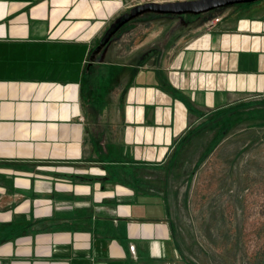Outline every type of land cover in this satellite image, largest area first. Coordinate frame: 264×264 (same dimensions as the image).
<instances>
[{"label": "crops", "instance_id": "obj_1", "mask_svg": "<svg viewBox=\"0 0 264 264\" xmlns=\"http://www.w3.org/2000/svg\"><path fill=\"white\" fill-rule=\"evenodd\" d=\"M133 5L0 0V264H189L164 168L187 127L264 99V0L136 18L89 64Z\"/></svg>", "mask_w": 264, "mask_h": 264}, {"label": "rangeland", "instance_id": "obj_2", "mask_svg": "<svg viewBox=\"0 0 264 264\" xmlns=\"http://www.w3.org/2000/svg\"><path fill=\"white\" fill-rule=\"evenodd\" d=\"M151 15L161 16L136 18ZM253 118L225 123L222 135L220 127H203L182 149L167 191L160 188L168 197L177 245L196 264H264V123ZM215 135L218 141L201 159ZM156 174L163 177L162 170Z\"/></svg>", "mask_w": 264, "mask_h": 264}, {"label": "water", "instance_id": "obj_3", "mask_svg": "<svg viewBox=\"0 0 264 264\" xmlns=\"http://www.w3.org/2000/svg\"><path fill=\"white\" fill-rule=\"evenodd\" d=\"M257 0H176L165 2H145L131 6L127 11L116 16L108 25L98 43L89 55V64L95 56L105 50L116 39L117 33L124 25L143 14L169 15L183 17L184 15H200L216 12L221 8L241 3H250Z\"/></svg>", "mask_w": 264, "mask_h": 264}, {"label": "trees", "instance_id": "obj_4", "mask_svg": "<svg viewBox=\"0 0 264 264\" xmlns=\"http://www.w3.org/2000/svg\"><path fill=\"white\" fill-rule=\"evenodd\" d=\"M240 102L232 103V104H228V105L219 107L217 109V111L206 115L205 119L203 121L199 122L198 124H193V125H190L189 127H187L186 131L179 137L177 144L175 146V149L171 153L169 163L164 168L165 169L164 170V180H163V184L161 186V189L164 192L167 191V188H168L167 187V183H168L167 181H168L169 175L171 174L172 170L175 169L174 168L175 162H176V160L180 159L182 152H183L182 149L197 133H199L203 129V127H204V129H208V128L216 129V128L220 127L221 133L220 132L219 133H220V135H222L226 129V127L224 126L225 123L226 124L232 123L234 125L235 123H239L241 121L242 117H245L248 115L253 116L254 117L253 119L263 121V123H264V100L263 101H256V102H253L250 104L239 105ZM242 103H244V102H242ZM201 115L202 114H200V116ZM219 139H220V136H219ZM216 141H218V137L215 135L212 139V142H210V146H209V148H207V151H205L201 154V159H203L208 154V152L210 151V148H212L211 144L214 145V143ZM187 260H188L189 264H196L195 262L190 261V259H188V258H187Z\"/></svg>", "mask_w": 264, "mask_h": 264}, {"label": "built area", "instance_id": "obj_5", "mask_svg": "<svg viewBox=\"0 0 264 264\" xmlns=\"http://www.w3.org/2000/svg\"><path fill=\"white\" fill-rule=\"evenodd\" d=\"M158 0H134L135 4L138 3H145V2H155ZM222 17V14H215L213 15L211 18H209V20L207 21V25L210 26H214Z\"/></svg>", "mask_w": 264, "mask_h": 264}]
</instances>
